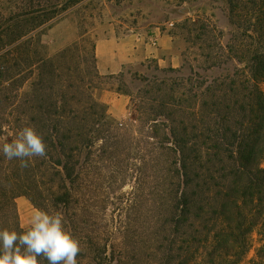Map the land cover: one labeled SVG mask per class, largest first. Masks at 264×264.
<instances>
[{"label":"trees","instance_id":"1","mask_svg":"<svg viewBox=\"0 0 264 264\" xmlns=\"http://www.w3.org/2000/svg\"><path fill=\"white\" fill-rule=\"evenodd\" d=\"M87 1L0 6V95L6 92L0 107L11 109L5 123L18 133L19 90L27 86V125L51 154L26 158L27 167L0 159V229L24 230L15 200L25 197L35 209L61 214L79 242L77 264H240L254 231L264 242V0H226L233 30L218 58L237 63L232 74L154 81L145 92L151 97L136 104L142 128L131 145L148 148L140 170L148 163L150 221L131 256L108 251L77 222L83 152L119 139L98 94L104 78L96 42L82 39L85 32L52 58L35 50L47 29ZM251 264H264V245Z\"/></svg>","mask_w":264,"mask_h":264},{"label":"rangeland","instance_id":"2","mask_svg":"<svg viewBox=\"0 0 264 264\" xmlns=\"http://www.w3.org/2000/svg\"><path fill=\"white\" fill-rule=\"evenodd\" d=\"M4 2L18 7L26 0H0V6ZM232 30L226 0H88L38 39L40 46L35 50L46 58L54 57L85 32L82 39L88 44L96 41L129 43L136 39L139 43H150L158 34L166 32L181 43L178 68H161L148 60L125 66L117 75L102 76L104 79L98 85L100 99L108 106V114L113 119L112 133L119 139L117 143L116 139L109 144L99 142L91 151L83 152L79 167L81 210L77 211V222L86 235L98 234L103 243H107L108 251L122 248L128 255H133V247H136L140 235L147 231L150 221L148 163L144 165L143 173L140 170L143 162L140 157L145 155L147 161L145 150L148 148L142 145L138 149L131 145L133 138L139 139L142 128L135 122L136 104L151 97L145 92H151L149 85L154 81L169 84L193 74L210 81L232 74L237 63L227 55L218 58L220 48L227 45ZM19 91L21 130L28 126L29 112L25 109L28 105L24 97L27 86ZM5 96L6 92L1 93L0 100ZM9 112L10 107L1 105L0 138L5 139L0 140V148L3 142L16 138V130L5 123ZM46 155L51 157V154ZM2 157L0 150V159ZM34 209L25 197L15 200L20 228L28 226ZM86 221L82 226L81 223ZM122 242L124 246L120 245ZM262 245L264 242H260L257 231H254L249 252L240 264H251Z\"/></svg>","mask_w":264,"mask_h":264},{"label":"clouds","instance_id":"3","mask_svg":"<svg viewBox=\"0 0 264 264\" xmlns=\"http://www.w3.org/2000/svg\"><path fill=\"white\" fill-rule=\"evenodd\" d=\"M0 150L6 159H18L21 167L28 166L26 158L46 155L43 138L32 126L19 130L11 142H3ZM79 253V242L64 227L59 212L49 214L36 208L22 232L0 229V264H43L44 260L47 264H77Z\"/></svg>","mask_w":264,"mask_h":264},{"label":"crops","instance_id":"4","mask_svg":"<svg viewBox=\"0 0 264 264\" xmlns=\"http://www.w3.org/2000/svg\"><path fill=\"white\" fill-rule=\"evenodd\" d=\"M180 52L181 43L167 32L158 34L150 43H139L137 39L129 43L96 41L95 46L97 71L101 76L117 75L125 66L148 60L161 68L176 69L181 64Z\"/></svg>","mask_w":264,"mask_h":264},{"label":"bare ground","instance_id":"5","mask_svg":"<svg viewBox=\"0 0 264 264\" xmlns=\"http://www.w3.org/2000/svg\"><path fill=\"white\" fill-rule=\"evenodd\" d=\"M27 218V217H26Z\"/></svg>","mask_w":264,"mask_h":264},{"label":"built area","instance_id":"6","mask_svg":"<svg viewBox=\"0 0 264 264\" xmlns=\"http://www.w3.org/2000/svg\"><path fill=\"white\" fill-rule=\"evenodd\" d=\"M171 26V25H170Z\"/></svg>","mask_w":264,"mask_h":264}]
</instances>
